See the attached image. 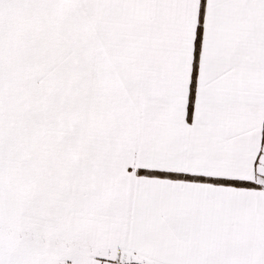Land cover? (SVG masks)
I'll use <instances>...</instances> for the list:
<instances>
[{
	"label": "snow or ice",
	"instance_id": "1",
	"mask_svg": "<svg viewBox=\"0 0 264 264\" xmlns=\"http://www.w3.org/2000/svg\"><path fill=\"white\" fill-rule=\"evenodd\" d=\"M0 264H264V0H0Z\"/></svg>",
	"mask_w": 264,
	"mask_h": 264
}]
</instances>
